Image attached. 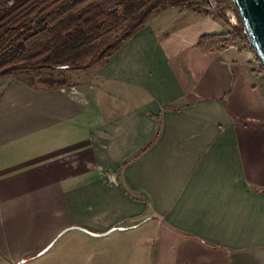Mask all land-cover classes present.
Wrapping results in <instances>:
<instances>
[{
  "label": "crops",
  "instance_id": "0c3cea01",
  "mask_svg": "<svg viewBox=\"0 0 264 264\" xmlns=\"http://www.w3.org/2000/svg\"><path fill=\"white\" fill-rule=\"evenodd\" d=\"M182 9L77 85L0 79V264L44 260L74 226L120 227L131 253L112 264L137 247L264 264V73L247 44L205 53L200 36L231 30Z\"/></svg>",
  "mask_w": 264,
  "mask_h": 264
},
{
  "label": "trees",
  "instance_id": "16d2710c",
  "mask_svg": "<svg viewBox=\"0 0 264 264\" xmlns=\"http://www.w3.org/2000/svg\"><path fill=\"white\" fill-rule=\"evenodd\" d=\"M230 3L233 0H0V79L24 78L38 88L74 86L67 73L106 63L162 10L181 7L226 20L223 8ZM238 18L240 26L204 34L198 46L205 53L236 43L250 46Z\"/></svg>",
  "mask_w": 264,
  "mask_h": 264
},
{
  "label": "rangeland",
  "instance_id": "374dc122",
  "mask_svg": "<svg viewBox=\"0 0 264 264\" xmlns=\"http://www.w3.org/2000/svg\"><path fill=\"white\" fill-rule=\"evenodd\" d=\"M179 8L181 7H176L175 9L174 8L171 9L168 7L162 10L154 17H152L151 22H148L144 27H146L148 24L154 26L155 22L160 21L161 25L156 30L166 31L167 25H164L166 23V19L168 18L173 20L178 19L176 18V16L179 17L178 14ZM182 10L185 9L181 8V11ZM223 13L226 15L227 19L220 21H224L228 29L232 30L233 26H240V21L238 18L239 13L234 3H230L224 6ZM159 16L161 17V19L159 18ZM176 22L177 21H173L171 23L172 25L170 26L173 28V24H175ZM177 23H179V21ZM128 41H125L120 48H122ZM99 65L96 66L98 67ZM91 69L72 71L67 73L66 75L67 77L70 78L72 82H74L75 85H77V82L86 80L90 77L91 71H93ZM117 232L118 231H115V233ZM66 235L67 236L64 237V239L58 244V246L55 247L52 252H49L45 256V258H43L44 260H39L37 262L30 261L31 263L30 262L29 263L30 264H112L111 257L120 259L121 258L120 256L122 254L130 255L131 253L130 252L131 247L129 246L128 239L115 238L114 233H112L109 236L96 237L79 230H72L69 231L68 234ZM143 248L144 247H137L134 249L135 251L133 250L134 252L132 254L133 257L131 264H151L150 263L151 253L147 250L148 254H146ZM143 254H146V257ZM101 259L103 260L102 262L100 261ZM104 260L106 261L105 263ZM121 264H124V262Z\"/></svg>",
  "mask_w": 264,
  "mask_h": 264
},
{
  "label": "water",
  "instance_id": "95a60500",
  "mask_svg": "<svg viewBox=\"0 0 264 264\" xmlns=\"http://www.w3.org/2000/svg\"><path fill=\"white\" fill-rule=\"evenodd\" d=\"M233 3L237 7L249 44L253 48L254 54L264 68V0H233ZM69 229H78L95 236H105L112 233L116 229H120V227H114L100 234L94 233L87 228L80 226H74ZM69 229H66L64 232ZM50 247L51 245L42 251V253L47 251ZM42 253H39L38 255H41ZM26 262L27 259H23L16 264H23Z\"/></svg>",
  "mask_w": 264,
  "mask_h": 264
}]
</instances>
